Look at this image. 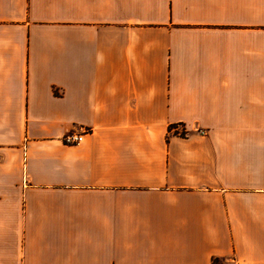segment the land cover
<instances>
[{
    "label": "crops",
    "instance_id": "0c3cea01",
    "mask_svg": "<svg viewBox=\"0 0 264 264\" xmlns=\"http://www.w3.org/2000/svg\"><path fill=\"white\" fill-rule=\"evenodd\" d=\"M231 258L264 264V0H0V264Z\"/></svg>",
    "mask_w": 264,
    "mask_h": 264
},
{
    "label": "built area",
    "instance_id": "2783aa9c",
    "mask_svg": "<svg viewBox=\"0 0 264 264\" xmlns=\"http://www.w3.org/2000/svg\"><path fill=\"white\" fill-rule=\"evenodd\" d=\"M174 128H180L179 131L178 130L176 131V133L183 134V135L186 134V129L182 127L181 124H177V126ZM84 133L70 132L67 135H65L64 141L69 144H79L84 139ZM223 264H240V262L236 258H231L225 261Z\"/></svg>",
    "mask_w": 264,
    "mask_h": 264
},
{
    "label": "trees",
    "instance_id": "16d2710c",
    "mask_svg": "<svg viewBox=\"0 0 264 264\" xmlns=\"http://www.w3.org/2000/svg\"><path fill=\"white\" fill-rule=\"evenodd\" d=\"M176 126H177V124H176V125L174 124V125L171 126V128H174V127H176Z\"/></svg>",
    "mask_w": 264,
    "mask_h": 264
},
{
    "label": "rangeland",
    "instance_id": "374dc122",
    "mask_svg": "<svg viewBox=\"0 0 264 264\" xmlns=\"http://www.w3.org/2000/svg\"><path fill=\"white\" fill-rule=\"evenodd\" d=\"M184 127V126H183Z\"/></svg>",
    "mask_w": 264,
    "mask_h": 264
}]
</instances>
